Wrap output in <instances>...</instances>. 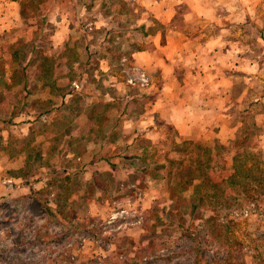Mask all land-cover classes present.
Here are the masks:
<instances>
[{"label":"rangeland","instance_id":"374dc122","mask_svg":"<svg viewBox=\"0 0 264 264\" xmlns=\"http://www.w3.org/2000/svg\"><path fill=\"white\" fill-rule=\"evenodd\" d=\"M136 8L128 14L120 0H21V16L33 14L39 25L44 15H68L75 53L64 58L76 66L60 75L71 81L69 96L87 99L71 98L45 125L37 114L44 105L34 102L41 96L21 100L8 87L36 82L40 71L25 79L21 64L0 56V264H264V23L241 24L255 51L246 61L260 62L240 73L254 79L238 108L229 107L241 125L224 141L183 144L158 119L151 140L135 122L150 94L126 54L143 33L125 30ZM257 32L260 40L251 36ZM113 80L125 86L109 87ZM28 109L32 116L23 115ZM128 132L136 135L130 144Z\"/></svg>","mask_w":264,"mask_h":264},{"label":"crops","instance_id":"0c3cea01","mask_svg":"<svg viewBox=\"0 0 264 264\" xmlns=\"http://www.w3.org/2000/svg\"><path fill=\"white\" fill-rule=\"evenodd\" d=\"M120 1L128 14H135L138 6L140 11L131 23L127 22L125 30L129 25L143 29L141 42L139 48L126 54L149 82L144 90L150 92L145 95L149 98H141L143 115L135 121L149 135L146 138L158 136L157 119L172 127L182 141L216 137L224 141L222 138L233 136L241 125L233 122L234 110L243 102L248 82L254 79L240 73L246 67L256 70L260 64L254 59L246 61L249 54L255 56V51L245 46L247 32L241 24L248 20L253 24L264 23V0ZM46 8L45 12L51 10L50 6ZM20 9L21 0H0V56L21 64V76H26L25 79L31 78L32 71L33 74L40 71L38 81L28 83L22 78L8 87L17 88L21 100L33 99L35 93L41 96L34 102L44 105L37 114L45 116L47 125L61 117L63 108L67 111L71 98L87 99L81 94L76 95L80 98L69 96L67 88L71 81L60 75L76 66V62L68 63L64 58L75 53L68 44L72 21L64 14L60 19L44 15L43 24L39 25L33 14L21 16ZM113 17L112 14L107 23ZM251 36L260 40L258 32ZM20 55H24L22 61L13 59ZM100 59V66L107 68L109 60ZM113 82L109 87L125 86ZM123 99L125 103L132 102L129 95L125 94ZM231 104L236 105L233 111H229ZM32 113L28 109L23 115L32 116ZM17 116L22 117V112ZM33 124L36 123H28L27 129ZM91 124L94 126L90 130L95 133V122ZM129 134L127 144L136 137L132 132Z\"/></svg>","mask_w":264,"mask_h":264},{"label":"built area","instance_id":"2783aa9c","mask_svg":"<svg viewBox=\"0 0 264 264\" xmlns=\"http://www.w3.org/2000/svg\"><path fill=\"white\" fill-rule=\"evenodd\" d=\"M138 75V81L140 82V84H144L145 83V78L143 77L142 73L137 72L136 73ZM134 79H127L128 83H131V81Z\"/></svg>","mask_w":264,"mask_h":264},{"label":"trees","instance_id":"16d2710c","mask_svg":"<svg viewBox=\"0 0 264 264\" xmlns=\"http://www.w3.org/2000/svg\"><path fill=\"white\" fill-rule=\"evenodd\" d=\"M182 142H184L183 144H186V143H188L187 141H182Z\"/></svg>","mask_w":264,"mask_h":264}]
</instances>
